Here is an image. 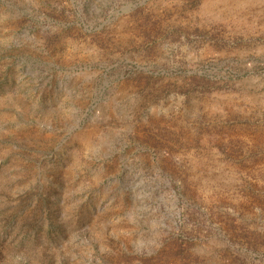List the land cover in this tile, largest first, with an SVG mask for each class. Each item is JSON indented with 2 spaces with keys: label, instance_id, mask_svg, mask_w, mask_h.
Instances as JSON below:
<instances>
[{
  "label": "rangeland",
  "instance_id": "374dc122",
  "mask_svg": "<svg viewBox=\"0 0 264 264\" xmlns=\"http://www.w3.org/2000/svg\"><path fill=\"white\" fill-rule=\"evenodd\" d=\"M0 264H264V0H0Z\"/></svg>",
  "mask_w": 264,
  "mask_h": 264
}]
</instances>
